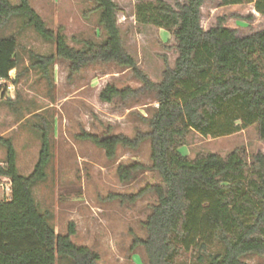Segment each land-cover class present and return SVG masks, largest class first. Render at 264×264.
<instances>
[{
  "label": "trees",
  "instance_id": "16d2710c",
  "mask_svg": "<svg viewBox=\"0 0 264 264\" xmlns=\"http://www.w3.org/2000/svg\"><path fill=\"white\" fill-rule=\"evenodd\" d=\"M89 1L99 14L104 38L83 40L76 48L61 31L47 28L29 0H21L20 5L0 0V79L17 85L24 73L17 34H2L16 17L27 19L22 28L33 27L45 41L55 44V54L30 57L31 67L47 77L57 58L70 62L71 74L99 63L132 69L146 90L158 93L150 132L133 140L122 135L103 139L87 135L85 139L104 149L110 159L119 146L136 149L143 141H151L152 168L164 187L118 196L133 203L149 191L158 197L144 224L147 238L136 240L135 246L144 249L148 264H246L244 258L249 255L264 258V153L248 160L244 149L225 157L201 154L193 159L181 152L193 132L219 139L255 127L264 142V31L240 38L223 25V19L205 31L201 22L207 0H187L176 7L165 0L140 2L137 23L163 29L178 42L175 66L167 68L156 84L125 49L115 1ZM220 2L222 6L254 4L264 16V0ZM134 94L130 88L108 85L100 99L112 103ZM41 132L39 159L29 176L20 174L11 140H2L6 158L0 177L11 180L12 192L9 200H0V264H99V254L72 242L73 224L67 235L57 234L50 213L39 209L34 188L47 179L53 157L47 122ZM142 168L140 164L121 166L119 178L129 182Z\"/></svg>",
  "mask_w": 264,
  "mask_h": 264
},
{
  "label": "rangeland",
  "instance_id": "374dc122",
  "mask_svg": "<svg viewBox=\"0 0 264 264\" xmlns=\"http://www.w3.org/2000/svg\"><path fill=\"white\" fill-rule=\"evenodd\" d=\"M11 1L13 5L21 3ZM114 1L125 49L144 75L160 83L165 70L173 68L179 57L177 40L163 29L137 23L136 6L151 0ZM165 1L174 7L187 2ZM29 3L47 28L65 34L72 47L80 48L83 40L100 42L104 38L99 14L93 11L89 0ZM220 19L240 38L264 31V16L255 11L254 4L222 6L220 0H207L202 8L204 30L216 28ZM26 21L16 17L2 32L5 36L17 34L24 73L12 100L0 97V165L6 158L2 140H11L17 151L19 172L29 176L39 159L41 128L47 122L53 157L47 179L34 188L40 211L50 213L57 234L67 235L73 224L72 242L99 254V264H148L144 249L136 247L135 241L147 238L144 224L158 197L149 191L133 203L118 196H136L148 187H164L161 176L152 168L151 141H143L136 149L119 146L116 156L110 159L104 149L85 136L103 139L122 135L133 140L149 133L150 121L159 106L158 93L146 90L132 69L115 64L90 65L71 74L70 62L57 58L47 77L31 67L30 57L51 56L56 53V46L45 41L33 27L22 28ZM108 85L119 90L130 88L135 94L104 103L100 95ZM236 149H244L248 160L264 153V142L259 140L255 127L219 139L193 132L181 152L193 159L201 154L225 157ZM134 164L143 168L131 181H121L119 168ZM10 197L9 192L0 189V200ZM244 262L264 264V258L249 255Z\"/></svg>",
  "mask_w": 264,
  "mask_h": 264
},
{
  "label": "built area",
  "instance_id": "2783aa9c",
  "mask_svg": "<svg viewBox=\"0 0 264 264\" xmlns=\"http://www.w3.org/2000/svg\"><path fill=\"white\" fill-rule=\"evenodd\" d=\"M16 91V85L11 81L0 79V97L12 99ZM0 189L3 192H12V183L11 180L7 177H0ZM11 198V197H10ZM9 198V199H10ZM8 199V200H9Z\"/></svg>",
  "mask_w": 264,
  "mask_h": 264
}]
</instances>
